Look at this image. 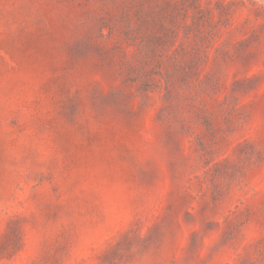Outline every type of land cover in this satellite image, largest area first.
<instances>
[{
  "label": "rangeland",
  "instance_id": "rangeland-1",
  "mask_svg": "<svg viewBox=\"0 0 264 264\" xmlns=\"http://www.w3.org/2000/svg\"><path fill=\"white\" fill-rule=\"evenodd\" d=\"M0 264H264V0H0Z\"/></svg>",
  "mask_w": 264,
  "mask_h": 264
}]
</instances>
